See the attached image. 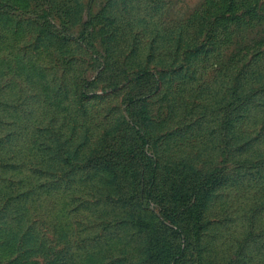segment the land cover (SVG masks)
<instances>
[{
    "label": "rangeland",
    "instance_id": "obj_1",
    "mask_svg": "<svg viewBox=\"0 0 264 264\" xmlns=\"http://www.w3.org/2000/svg\"><path fill=\"white\" fill-rule=\"evenodd\" d=\"M0 264H264V0H0Z\"/></svg>",
    "mask_w": 264,
    "mask_h": 264
},
{
    "label": "trees",
    "instance_id": "obj_2",
    "mask_svg": "<svg viewBox=\"0 0 264 264\" xmlns=\"http://www.w3.org/2000/svg\"><path fill=\"white\" fill-rule=\"evenodd\" d=\"M151 170H152V169H151ZM151 170H150V172H149V173H150V174H149L150 176H152V173H153V170H152V171H151ZM169 217H170V219L174 222V220H173V216H169Z\"/></svg>",
    "mask_w": 264,
    "mask_h": 264
}]
</instances>
